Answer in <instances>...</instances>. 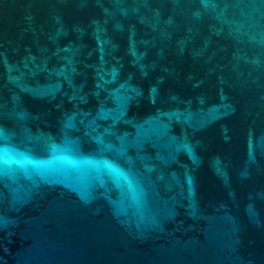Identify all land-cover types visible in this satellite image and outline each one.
<instances>
[{"label": "water", "instance_id": "95a60500", "mask_svg": "<svg viewBox=\"0 0 264 264\" xmlns=\"http://www.w3.org/2000/svg\"><path fill=\"white\" fill-rule=\"evenodd\" d=\"M0 264H264V0H0Z\"/></svg>", "mask_w": 264, "mask_h": 264}]
</instances>
